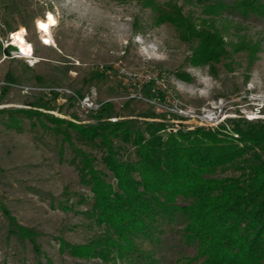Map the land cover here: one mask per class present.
Here are the masks:
<instances>
[{
    "label": "rangeland",
    "instance_id": "1",
    "mask_svg": "<svg viewBox=\"0 0 264 264\" xmlns=\"http://www.w3.org/2000/svg\"><path fill=\"white\" fill-rule=\"evenodd\" d=\"M237 1L0 0V264H50L49 259L103 264L99 256L79 257L62 244H89L107 231L82 180V152L93 157L107 181L116 185L117 180L103 160L100 139L79 140L71 129L67 140L66 123L52 116L88 125L110 102L109 120L131 119L142 129L155 120L174 130L232 127L229 120L240 117L264 121V17L242 14ZM173 6L197 30L221 33L226 51L219 60L193 62L198 38L185 39L176 24L159 21L158 9ZM49 12L56 25L46 44L38 22ZM21 28L36 63L3 51L6 39ZM114 144L121 160L137 159L132 144ZM217 174L240 171L231 167ZM184 225L179 214L174 224L162 225L159 241L138 243L157 264H177L179 255L197 251V243L185 240Z\"/></svg>",
    "mask_w": 264,
    "mask_h": 264
},
{
    "label": "trees",
    "instance_id": "2",
    "mask_svg": "<svg viewBox=\"0 0 264 264\" xmlns=\"http://www.w3.org/2000/svg\"><path fill=\"white\" fill-rule=\"evenodd\" d=\"M235 8L264 17L262 0H239ZM158 17L176 24L185 39L198 38L193 62L217 61L226 51L221 33L197 30L179 7L159 8ZM111 108L110 102L102 104L96 121L88 125L51 117L66 123L67 140L71 129L79 140L92 144L100 139L106 149L103 160L117 180L116 185L107 181L94 167L93 157L82 152V180L94 194V210L107 231L89 244L63 246L79 257L99 256L103 264L117 258L129 264H157L138 241H159L162 225L174 224L180 214L185 218L183 236L197 243V251L179 255L177 264H264V121L240 117L229 120L232 127L224 123L174 130L164 120H155L142 129L131 119L109 120ZM115 140L132 144L137 159L121 160ZM231 167L240 174H217ZM179 198L187 203L178 204ZM19 230L32 238L28 229Z\"/></svg>",
    "mask_w": 264,
    "mask_h": 264
},
{
    "label": "bare ground",
    "instance_id": "3",
    "mask_svg": "<svg viewBox=\"0 0 264 264\" xmlns=\"http://www.w3.org/2000/svg\"><path fill=\"white\" fill-rule=\"evenodd\" d=\"M56 25V19L52 12L47 13L45 19L40 20L38 22V30L42 34V39L44 43L49 44L51 43L52 34L51 28ZM27 30L24 28L19 29L17 32L12 34L11 40L13 43L18 47L17 53L22 56H27L32 59L33 63H36L38 59L32 55V48L30 46L29 41L26 38ZM46 41H45V40Z\"/></svg>",
    "mask_w": 264,
    "mask_h": 264
},
{
    "label": "built area",
    "instance_id": "4",
    "mask_svg": "<svg viewBox=\"0 0 264 264\" xmlns=\"http://www.w3.org/2000/svg\"><path fill=\"white\" fill-rule=\"evenodd\" d=\"M11 34H12V33H11ZM11 44L15 45V44L13 43V41L11 40V38L6 39V41H5L4 44H3V51H4L5 49L9 48V46H10ZM16 52H17V51H15V50H10V55H14V53H16ZM16 54H17V53H16Z\"/></svg>",
    "mask_w": 264,
    "mask_h": 264
},
{
    "label": "water",
    "instance_id": "5",
    "mask_svg": "<svg viewBox=\"0 0 264 264\" xmlns=\"http://www.w3.org/2000/svg\"><path fill=\"white\" fill-rule=\"evenodd\" d=\"M10 50L18 51V47L16 45L11 44L9 48L4 50L5 54L10 55Z\"/></svg>",
    "mask_w": 264,
    "mask_h": 264
}]
</instances>
